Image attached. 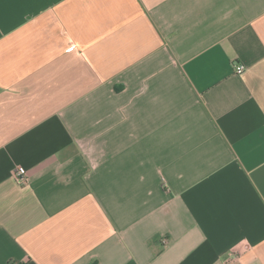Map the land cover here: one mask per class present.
Instances as JSON below:
<instances>
[{
  "label": "crops",
  "instance_id": "crops-1",
  "mask_svg": "<svg viewBox=\"0 0 264 264\" xmlns=\"http://www.w3.org/2000/svg\"><path fill=\"white\" fill-rule=\"evenodd\" d=\"M0 264H264V0H0Z\"/></svg>",
  "mask_w": 264,
  "mask_h": 264
},
{
  "label": "built area",
  "instance_id": "built-area-1",
  "mask_svg": "<svg viewBox=\"0 0 264 264\" xmlns=\"http://www.w3.org/2000/svg\"><path fill=\"white\" fill-rule=\"evenodd\" d=\"M234 67L237 73H242L245 69V65L243 63H235ZM14 175L18 182L22 184L28 181L27 170L24 166H18L14 172Z\"/></svg>",
  "mask_w": 264,
  "mask_h": 264
}]
</instances>
